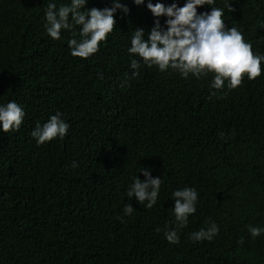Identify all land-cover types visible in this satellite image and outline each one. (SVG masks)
<instances>
[{
    "label": "trees",
    "instance_id": "trees-1",
    "mask_svg": "<svg viewBox=\"0 0 264 264\" xmlns=\"http://www.w3.org/2000/svg\"><path fill=\"white\" fill-rule=\"evenodd\" d=\"M47 2L0 0V103L25 111L18 131L0 132V264H264V234L248 231L264 227V62L261 76L216 96L211 73L184 79L141 60L133 76L132 31L154 23L146 6L121 0L130 12L118 10L107 42L83 59L70 54L72 33L47 34ZM228 2L233 11L215 4L226 26L264 54V0ZM58 111L67 135L37 145L32 129ZM143 168L164 181L151 209L127 197ZM185 186L199 193L197 211L170 244L171 194ZM211 222V242L189 238Z\"/></svg>",
    "mask_w": 264,
    "mask_h": 264
},
{
    "label": "clouds",
    "instance_id": "clouds-1",
    "mask_svg": "<svg viewBox=\"0 0 264 264\" xmlns=\"http://www.w3.org/2000/svg\"><path fill=\"white\" fill-rule=\"evenodd\" d=\"M136 6H146L154 17V23L148 32L144 28H135L130 38L127 52L133 58L129 67L132 75L138 74L143 65L156 68L160 73L178 72L181 78L190 76L200 79L212 74L210 95L216 96L225 88L235 90L245 75L254 80L262 74L264 54H254L252 45L245 41L236 27H227L223 19L224 8L216 7V0H184L181 6L178 0L166 4L163 0H132ZM89 0H67L57 6L56 0H48L44 8L45 30L49 37L60 40L62 31L72 33L67 44L73 57L87 59L96 54L101 43H106L113 33L118 10L124 15L130 12L127 4L121 0H112L111 7L88 8ZM210 6V11L199 12L198 8ZM225 7L233 11L232 3L226 0ZM161 17L165 18L161 24ZM25 117L23 107L15 101L0 103V132L18 131ZM70 125L61 112L39 122L31 131L37 145L64 139ZM73 167L78 164L73 161ZM144 180L133 177L127 188V197L135 198L147 209L157 202L164 183L159 176L153 177L150 168L140 169ZM174 201L172 213L175 227L165 230L164 237L170 244H179L177 229L187 226L189 216L197 211L199 193L195 187L177 188L171 194ZM124 216H131L134 207L131 203L123 208ZM122 219L123 217H119ZM159 231V229H157ZM253 238L264 234V227L249 226ZM219 233V226L211 222L206 228L193 232L189 237L194 242H211Z\"/></svg>",
    "mask_w": 264,
    "mask_h": 264
}]
</instances>
